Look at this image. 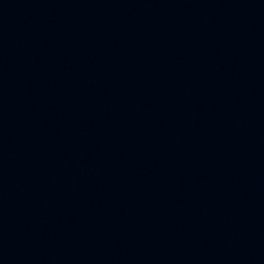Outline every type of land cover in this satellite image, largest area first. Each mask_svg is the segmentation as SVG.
Wrapping results in <instances>:
<instances>
[{
	"label": "water",
	"instance_id": "1",
	"mask_svg": "<svg viewBox=\"0 0 264 264\" xmlns=\"http://www.w3.org/2000/svg\"><path fill=\"white\" fill-rule=\"evenodd\" d=\"M32 264H264V0H15Z\"/></svg>",
	"mask_w": 264,
	"mask_h": 264
}]
</instances>
